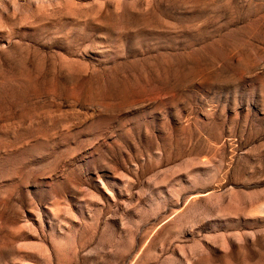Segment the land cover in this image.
<instances>
[{
  "label": "rangeland",
  "instance_id": "obj_1",
  "mask_svg": "<svg viewBox=\"0 0 264 264\" xmlns=\"http://www.w3.org/2000/svg\"><path fill=\"white\" fill-rule=\"evenodd\" d=\"M0 264H264V0H0Z\"/></svg>",
  "mask_w": 264,
  "mask_h": 264
}]
</instances>
